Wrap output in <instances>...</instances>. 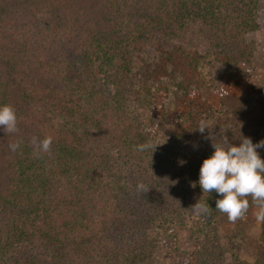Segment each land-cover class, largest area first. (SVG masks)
<instances>
[{"label":"trees","instance_id":"1","mask_svg":"<svg viewBox=\"0 0 264 264\" xmlns=\"http://www.w3.org/2000/svg\"><path fill=\"white\" fill-rule=\"evenodd\" d=\"M257 8L258 0H0V105L15 109L18 127L0 128V264H154V238L176 223L193 240L187 264H264V252L239 258L240 234L222 259V197L198 184L212 142L264 140V91L206 106L223 76L250 62ZM140 64L153 66L150 87L166 92L167 146L146 130L144 89L131 76ZM177 98L185 111L169 119ZM201 120L210 122L204 133ZM45 136L51 151L35 154L32 138ZM143 144L154 151L137 150ZM138 183L169 201L146 234ZM198 201L210 212L197 216Z\"/></svg>","mask_w":264,"mask_h":264},{"label":"rangeland","instance_id":"2","mask_svg":"<svg viewBox=\"0 0 264 264\" xmlns=\"http://www.w3.org/2000/svg\"><path fill=\"white\" fill-rule=\"evenodd\" d=\"M257 19L258 29L247 36L255 45L250 62L248 65L240 66L233 74L223 76L221 84L209 97L207 109H217L220 104L219 99L223 95L240 97L252 91H264V0H258ZM152 69L151 64H140L133 68L131 76L133 83L144 89L139 96L144 104H148L149 114L146 124L148 134L154 138L159 146H167L170 139L161 130V119L164 114H167L164 108L166 92L162 88L150 87L151 75H149V71ZM174 103L175 107L168 116L169 119L175 112L185 111L181 98H177ZM262 129L264 130V122ZM158 191L160 189L154 186L152 190L143 193V200L149 206L146 213H139V222L142 223L140 232L143 234L150 232L147 227L163 213L164 210L159 208V204L169 206L168 199H163V195L159 198L161 191ZM234 234L243 236L242 241H240L242 246L238 255L239 258L249 262L258 260L260 254L264 252V234L262 233L261 222L255 219L253 212L235 223L229 222L224 217L217 220L215 238L225 262L230 261V244L235 241L232 240ZM235 239L239 238L235 236ZM192 250L193 240L189 231L176 223L167 231V235L154 238L149 253L154 264H187V255Z\"/></svg>","mask_w":264,"mask_h":264},{"label":"clouds","instance_id":"3","mask_svg":"<svg viewBox=\"0 0 264 264\" xmlns=\"http://www.w3.org/2000/svg\"><path fill=\"white\" fill-rule=\"evenodd\" d=\"M209 126L210 122L201 120L196 130L204 133ZM0 128L9 134L18 131L16 112L11 105H0ZM20 144V141L11 143L9 149L16 152ZM31 144L35 154L49 153L52 137H33ZM211 147L214 149L212 155L203 160L199 169L198 184L202 193L208 194L214 190L222 197L216 199L215 210L226 215L229 222L243 219L250 207L254 210L255 219L264 222V160L257 151L264 147V140L253 144L250 138L241 137L237 146L224 135L220 142H212ZM149 148L154 151L155 146H137L140 151ZM137 190L148 191L142 183L137 184ZM199 201L191 207L194 213L197 216L209 213L211 208L208 204Z\"/></svg>","mask_w":264,"mask_h":264}]
</instances>
